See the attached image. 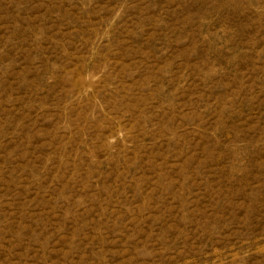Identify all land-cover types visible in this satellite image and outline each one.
Here are the masks:
<instances>
[{
	"label": "rangeland",
	"instance_id": "1",
	"mask_svg": "<svg viewBox=\"0 0 264 264\" xmlns=\"http://www.w3.org/2000/svg\"><path fill=\"white\" fill-rule=\"evenodd\" d=\"M0 264H264V0H0Z\"/></svg>",
	"mask_w": 264,
	"mask_h": 264
}]
</instances>
